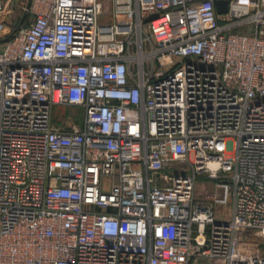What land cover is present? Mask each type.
Instances as JSON below:
<instances>
[{
    "label": "built area",
    "instance_id": "built-area-1",
    "mask_svg": "<svg viewBox=\"0 0 264 264\" xmlns=\"http://www.w3.org/2000/svg\"><path fill=\"white\" fill-rule=\"evenodd\" d=\"M11 2L0 40L26 8ZM27 16L0 44V264H264V0Z\"/></svg>",
    "mask_w": 264,
    "mask_h": 264
},
{
    "label": "rangeland",
    "instance_id": "rangeland-1",
    "mask_svg": "<svg viewBox=\"0 0 264 264\" xmlns=\"http://www.w3.org/2000/svg\"><path fill=\"white\" fill-rule=\"evenodd\" d=\"M27 4V0H12L11 2V7L13 9V12L17 11L20 12V8L22 6H26ZM29 20V17L27 19V21ZM237 31H233V33H236ZM62 117H70V123L75 125V126H79L81 124V118H82V113L81 110L79 109H75V108H55L54 109V116H53V120L56 123H59L60 120L62 119ZM111 183V179L110 178H104L102 179V185L105 188V190L108 189V186ZM205 187L207 189L208 192H212L213 191V186H211V184L204 180V179H199L196 183V187H195V192L198 193L201 191L202 187ZM216 215L217 217H222L225 221H227L229 219L230 216V205L224 207V208H219L216 210ZM250 243H254L255 245H258L261 247V250L264 252V246H261L259 244V240L255 237H252L251 239L248 240Z\"/></svg>",
    "mask_w": 264,
    "mask_h": 264
},
{
    "label": "water",
    "instance_id": "water-1",
    "mask_svg": "<svg viewBox=\"0 0 264 264\" xmlns=\"http://www.w3.org/2000/svg\"><path fill=\"white\" fill-rule=\"evenodd\" d=\"M30 3H31V0H27L26 8H25V11L23 12L21 19L19 20L18 23H14L12 25L11 33L5 39L0 40V44H3L5 42L10 41L15 36V34L20 30V28L22 27V25L24 23L25 17L27 16V10L30 6ZM226 4H227L226 1H217L216 2V8H217V12L219 14L224 13L226 11ZM151 19H153V17L146 20L145 23L150 21Z\"/></svg>",
    "mask_w": 264,
    "mask_h": 264
},
{
    "label": "flooded vegetation",
    "instance_id": "flooded-vegetation-1",
    "mask_svg": "<svg viewBox=\"0 0 264 264\" xmlns=\"http://www.w3.org/2000/svg\"><path fill=\"white\" fill-rule=\"evenodd\" d=\"M27 19H28V16L25 17L24 23L27 21Z\"/></svg>",
    "mask_w": 264,
    "mask_h": 264
},
{
    "label": "trees",
    "instance_id": "trees-1",
    "mask_svg": "<svg viewBox=\"0 0 264 264\" xmlns=\"http://www.w3.org/2000/svg\"><path fill=\"white\" fill-rule=\"evenodd\" d=\"M25 26V25H24Z\"/></svg>",
    "mask_w": 264,
    "mask_h": 264
}]
</instances>
